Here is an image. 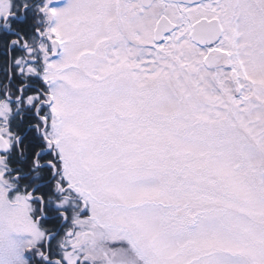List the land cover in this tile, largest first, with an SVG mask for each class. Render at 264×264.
Returning a JSON list of instances; mask_svg holds the SVG:
<instances>
[{
  "label": "snow or ice",
  "instance_id": "obj_1",
  "mask_svg": "<svg viewBox=\"0 0 264 264\" xmlns=\"http://www.w3.org/2000/svg\"><path fill=\"white\" fill-rule=\"evenodd\" d=\"M0 0V264H264V0Z\"/></svg>",
  "mask_w": 264,
  "mask_h": 264
},
{
  "label": "flooded vegetation",
  "instance_id": "obj_2",
  "mask_svg": "<svg viewBox=\"0 0 264 264\" xmlns=\"http://www.w3.org/2000/svg\"><path fill=\"white\" fill-rule=\"evenodd\" d=\"M68 2V0H59V3L54 5V6H58L60 5L61 7L64 6L66 3Z\"/></svg>",
  "mask_w": 264,
  "mask_h": 264
},
{
  "label": "rangeland",
  "instance_id": "obj_3",
  "mask_svg": "<svg viewBox=\"0 0 264 264\" xmlns=\"http://www.w3.org/2000/svg\"><path fill=\"white\" fill-rule=\"evenodd\" d=\"M67 4H68V2H67L64 6H62V7H61L60 5H58V6H56V7L63 8V7H66Z\"/></svg>",
  "mask_w": 264,
  "mask_h": 264
},
{
  "label": "trees",
  "instance_id": "obj_4",
  "mask_svg": "<svg viewBox=\"0 0 264 264\" xmlns=\"http://www.w3.org/2000/svg\"><path fill=\"white\" fill-rule=\"evenodd\" d=\"M2 59H3L2 56H0V62H2Z\"/></svg>",
  "mask_w": 264,
  "mask_h": 264
}]
</instances>
